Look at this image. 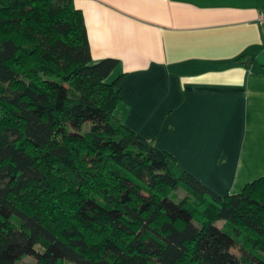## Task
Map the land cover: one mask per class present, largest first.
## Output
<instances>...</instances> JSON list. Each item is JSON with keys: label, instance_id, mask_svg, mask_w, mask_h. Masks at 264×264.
Wrapping results in <instances>:
<instances>
[{"label": "trees", "instance_id": "obj_1", "mask_svg": "<svg viewBox=\"0 0 264 264\" xmlns=\"http://www.w3.org/2000/svg\"><path fill=\"white\" fill-rule=\"evenodd\" d=\"M117 63L73 0H0V264H264V175L183 170L118 118Z\"/></svg>", "mask_w": 264, "mask_h": 264}, {"label": "crops", "instance_id": "obj_2", "mask_svg": "<svg viewBox=\"0 0 264 264\" xmlns=\"http://www.w3.org/2000/svg\"><path fill=\"white\" fill-rule=\"evenodd\" d=\"M73 3L127 127L219 196L264 175V0Z\"/></svg>", "mask_w": 264, "mask_h": 264}, {"label": "rangeland", "instance_id": "obj_3", "mask_svg": "<svg viewBox=\"0 0 264 264\" xmlns=\"http://www.w3.org/2000/svg\"><path fill=\"white\" fill-rule=\"evenodd\" d=\"M88 128H89V124H85L84 127H83V130L86 131V130H88ZM173 193H176V195L178 197V200H180L186 194V191L183 188L177 187V188H175ZM221 224H223V222L219 221L218 225H221ZM233 250L236 251L237 248H233ZM24 262L34 263V259L32 257H30V256L24 257L20 261V263H24Z\"/></svg>", "mask_w": 264, "mask_h": 264}, {"label": "built area", "instance_id": "obj_4", "mask_svg": "<svg viewBox=\"0 0 264 264\" xmlns=\"http://www.w3.org/2000/svg\"><path fill=\"white\" fill-rule=\"evenodd\" d=\"M258 20L264 28V8L261 9L258 13Z\"/></svg>", "mask_w": 264, "mask_h": 264}, {"label": "water", "instance_id": "obj_5", "mask_svg": "<svg viewBox=\"0 0 264 264\" xmlns=\"http://www.w3.org/2000/svg\"><path fill=\"white\" fill-rule=\"evenodd\" d=\"M246 63H250L251 62V59L248 57L246 60H245Z\"/></svg>", "mask_w": 264, "mask_h": 264}]
</instances>
